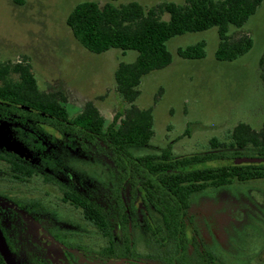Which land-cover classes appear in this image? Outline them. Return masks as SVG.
<instances>
[{"label": "rangeland", "instance_id": "rangeland-1", "mask_svg": "<svg viewBox=\"0 0 264 264\" xmlns=\"http://www.w3.org/2000/svg\"><path fill=\"white\" fill-rule=\"evenodd\" d=\"M82 1L86 0H0V62H27L41 92H60L66 97L70 118L90 102L108 123L128 107L116 92L114 71L119 63H132L136 52L110 49L92 54L83 49L65 24L68 13ZM132 1L147 11L160 3L182 4L184 0H120L114 5ZM243 34L250 36L252 48L232 62L215 60L216 28L186 33L166 43L171 64L145 75L138 86L134 105L151 110L154 134L148 146L131 150L134 155L157 152L167 145L176 157L207 152L212 138L229 144L230 132L240 123L256 132L264 127V82L258 68L264 55V0L240 29H229L232 38ZM199 42L204 43L202 59L178 57V49ZM63 138L54 142L38 137L41 165L32 178L14 179L0 161V197L20 201L24 207L36 204L31 212L42 232L57 233L61 242L71 246L81 242L87 251H97L106 245L105 240L78 210L60 200L63 190L73 188L66 174L71 173L79 191L103 211L114 210L118 179L104 147L90 145L86 135L72 130ZM47 156L52 164L42 162ZM239 157L253 158L254 154L243 150ZM129 186L124 188V200L133 202L136 188ZM188 213L201 240L219 258L230 264H264V181L207 189L193 196ZM0 217L8 236L17 237V262H26L30 246L25 247L18 236L21 221L10 217L3 206ZM119 218L120 229L116 220H108L117 230L113 243L117 247L127 238L137 259H147L145 227L161 226L158 216L147 206L126 222L124 215ZM21 227L32 244L39 242L30 226L22 221Z\"/></svg>", "mask_w": 264, "mask_h": 264}, {"label": "trees", "instance_id": "trees-1", "mask_svg": "<svg viewBox=\"0 0 264 264\" xmlns=\"http://www.w3.org/2000/svg\"><path fill=\"white\" fill-rule=\"evenodd\" d=\"M118 1H82L68 13L65 24L77 43L92 54L110 49L136 52L132 63H119L114 71L116 92L128 107L122 113H115L108 123L90 102L73 118H68L66 97L60 92H41L27 62H0V119L39 132L44 130L35 123L48 120L63 132L72 130L86 135L90 145L104 147L110 154L119 188L136 187L144 200L162 215L165 226L176 228L179 225L175 221L183 220L192 196L233 182L264 180L261 163L209 166L213 161L239 157L243 150L264 159V127L256 132L240 123L230 132L229 144L212 138L207 152L176 157L167 145L157 152L134 155L131 150L148 146L154 134L151 110L134 105L141 78L169 66L171 55L166 43L186 33L216 28V61L232 62L245 55L252 48L250 36L232 38L229 29H240L263 0H184L182 4L160 3L147 11L135 1L114 5ZM163 14L167 20L161 19ZM177 55L185 60L202 59L204 43L178 49ZM258 68L264 82V55ZM20 152L21 155L13 153L15 156L9 153L11 161L24 159ZM49 157L42 162L52 164ZM28 164L26 167L13 164L12 170L30 177L35 169ZM120 195L119 190L114 201L116 210H127ZM61 199L78 207L87 221L105 232L108 226L105 215L85 194L63 191ZM0 264H4L1 255Z\"/></svg>", "mask_w": 264, "mask_h": 264}, {"label": "flooded vegetation", "instance_id": "flooded-vegetation-1", "mask_svg": "<svg viewBox=\"0 0 264 264\" xmlns=\"http://www.w3.org/2000/svg\"><path fill=\"white\" fill-rule=\"evenodd\" d=\"M35 124H38V126L46 133L44 131L39 132L31 128H27L17 123L11 124L0 119V133L3 134L7 139H9V141L17 146L24 154V159H19L20 161L16 160L15 162H13L11 161L12 158H9L8 154H14L9 152L0 143V161L6 163L8 172L14 179L19 180L23 178H32L36 174L38 168L37 165H41L37 162V156L39 155L37 151L40 152V148H37L38 137H48L54 142H59L64 139V136L67 137L68 135V132H63L60 128H55L51 123L48 122V120H40ZM41 146H44V144L42 145L41 143ZM27 161H30V164H28ZM26 163L34 167L35 169V172L30 177L19 175V173H16L12 170L13 164L14 166L26 167ZM66 175L68 178L69 186H73V188H76L77 190L68 188L63 191L70 190L81 193L78 189L80 188V185L78 186L75 184V182H73V175L71 173H67ZM119 187L120 186L118 181V188L115 191V196L113 198L114 210H102V213L105 215L108 224L105 232H101L91 222L87 221L83 217V214L78 207H75L69 202L63 201L61 199L63 191L61 193V202L68 204L74 209L78 210L82 215V219L86 223H88V225L95 232L99 234L102 240H105L106 245L104 247L100 249L98 248L97 251L91 250L90 252L87 251L86 246L84 244H81V242H79L76 246H71L69 243L59 241L60 236L57 233H54L52 236H50L48 233L42 232L39 225L33 221L35 217L31 212L32 209L37 206L36 204H30L29 206L27 205L24 207L19 204L20 201H7L6 199L0 197V206L4 207L6 213H8L10 217L16 218L18 221H21L19 222L20 227L18 229V236L21 239V243H23L25 247L30 246L28 247V252L26 254L28 260L21 263L17 262L15 255L16 253H19V246L14 242L17 237L13 239L12 237L8 236V233H6V230L2 225V219L0 217V235L9 253L12 264H230L225 262L222 258H219L218 255H216L208 247V245L204 243L203 240H201L196 228L192 223V218L191 216H189V208L185 212V217L182 221H175L178 223V227H166L162 215L154 210V208L144 200L142 192L136 189V197L134 201L126 202L124 200V188L126 186H124L122 189H120ZM119 190L121 192L120 199L125 203V207L127 208V210H116L117 205L114 203V201L117 192L119 193ZM192 199L193 196L191 200ZM147 206H149L158 216L161 226L156 227L148 224L145 227V239L147 241L146 246L148 254L146 255L147 259L140 261L137 259L138 257L135 253L132 242H129L127 238H122V242L120 244H117V247L116 244L113 243V241L117 236L116 229H120L121 222L119 217L121 215H124L126 217V222L127 219L132 218L133 215L137 213L138 209L142 208L146 210ZM110 219L116 220V225L118 228L114 229L110 227L108 222V220ZM22 221L36 232V235H34L39 240L38 243L32 244L31 238L26 237V233L21 227ZM14 235L17 236V233H15V231ZM0 255L2 257L3 263L7 264L1 252Z\"/></svg>", "mask_w": 264, "mask_h": 264}, {"label": "water", "instance_id": "water-1", "mask_svg": "<svg viewBox=\"0 0 264 264\" xmlns=\"http://www.w3.org/2000/svg\"><path fill=\"white\" fill-rule=\"evenodd\" d=\"M0 143L10 152L21 155L20 150L17 146H15L13 143L9 141L3 134L0 133ZM264 164V159L260 158H228V159H221L218 161H213L209 163V166H228V165H239V164ZM0 252L3 255L4 259L6 260L7 264H12V261L10 259L9 253L5 247V244L2 240V237L0 235Z\"/></svg>", "mask_w": 264, "mask_h": 264}]
</instances>
